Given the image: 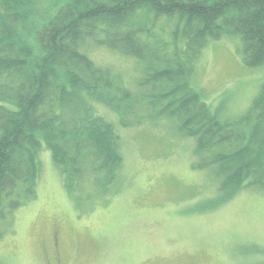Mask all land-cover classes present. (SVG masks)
Segmentation results:
<instances>
[{
    "label": "trees",
    "instance_id": "16d2710c",
    "mask_svg": "<svg viewBox=\"0 0 264 264\" xmlns=\"http://www.w3.org/2000/svg\"><path fill=\"white\" fill-rule=\"evenodd\" d=\"M226 36L240 38L247 67L264 71V0H0V220L35 197L42 145L76 203L111 192L120 141L101 105L122 127L166 118L192 137L194 168L219 180L213 207L248 187L264 191V82L232 120L190 84L203 48ZM86 40L136 59L140 90L95 64Z\"/></svg>",
    "mask_w": 264,
    "mask_h": 264
},
{
    "label": "rangeland",
    "instance_id": "374dc122",
    "mask_svg": "<svg viewBox=\"0 0 264 264\" xmlns=\"http://www.w3.org/2000/svg\"><path fill=\"white\" fill-rule=\"evenodd\" d=\"M240 45L238 36L210 41L190 77L222 120L245 114L264 82L262 67L243 63ZM83 51L118 73L125 87L140 90L136 59L90 40ZM97 112L120 141L111 192L76 203L42 145L35 197L0 220V264H264L261 188L239 190L213 207L219 180L212 168H194L195 141L180 135L173 120L122 127L110 109ZM84 190L97 194L89 182Z\"/></svg>",
    "mask_w": 264,
    "mask_h": 264
}]
</instances>
